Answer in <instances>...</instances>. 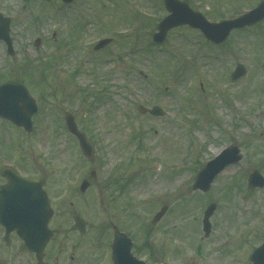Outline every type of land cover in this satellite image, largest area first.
<instances>
[{
  "label": "rangeland",
  "instance_id": "1",
  "mask_svg": "<svg viewBox=\"0 0 264 264\" xmlns=\"http://www.w3.org/2000/svg\"><path fill=\"white\" fill-rule=\"evenodd\" d=\"M183 1L211 22L234 19L261 2ZM163 3L0 0V12L12 19L14 47L9 56L0 40V83H25L40 108L34 132L16 140L27 170L48 177L52 227L59 232L45 264H114L115 226L149 263L249 264L264 243V188L247 186L252 170L264 176V22L235 31L221 47L187 27L157 46L153 35L168 15ZM106 37L114 43L95 52V42ZM237 64L248 72L233 82ZM141 105L159 106L165 116L140 114ZM67 114L90 140L94 159H85L67 130ZM1 126L0 138L11 139ZM229 143L243 159L209 193L194 192L196 173ZM92 170L97 181L80 193ZM112 178L134 184L119 195L116 186L108 188ZM211 203L217 210L206 238L203 215ZM164 206L168 214L153 226ZM75 214L90 227L85 237L73 224Z\"/></svg>",
  "mask_w": 264,
  "mask_h": 264
},
{
  "label": "water",
  "instance_id": "2",
  "mask_svg": "<svg viewBox=\"0 0 264 264\" xmlns=\"http://www.w3.org/2000/svg\"><path fill=\"white\" fill-rule=\"evenodd\" d=\"M50 2L51 0H46ZM71 3L72 0H64ZM166 6L172 14L164 20L160 25V33L155 36L157 42H163L167 33L171 28L188 24L194 28L203 30L206 37L217 44L224 43L228 36L235 28H245V26L254 25L256 22L264 19V4L255 12L244 16L243 18L223 22V24H209L204 16L194 13L186 4L177 0H166ZM10 19H5L0 15V39L5 40L9 47V52L13 53L12 39L9 36ZM110 43L109 40L101 42L97 48H104ZM39 45V41L37 43ZM233 79L241 78L246 75V70L241 65L236 68ZM140 111L146 112L144 107ZM37 103L35 99L30 97L28 89L22 85L2 84L0 86V115L4 118L25 127L27 131L32 132V116L37 113ZM151 115L163 116L159 108H154L150 112ZM67 124L72 134L80 141L82 151L87 158L93 156V150L75 124L72 116H67ZM239 148L234 146L225 151L218 159L208 163L199 174L194 185L195 190L209 192L211 184L216 179V175L230 163L237 164L242 159L239 154ZM89 185L84 183L81 187L85 191ZM251 187H264V178L254 171L251 173L249 180ZM2 209L0 210V218L7 228L11 231L18 230V234L24 239L26 248L36 253L38 260L43 261L45 247L51 241L53 235L49 227L53 217V209L50 206L48 195L43 190L42 185L30 182L23 183L21 188H9L2 195ZM215 205H211L205 215L204 231L206 236L211 234L210 218L215 212ZM167 209H163L154 219L157 224L165 214ZM76 224L80 228L81 234L85 232L86 225L80 216L76 217ZM116 239L113 243L115 264H145L143 261L137 260L131 253L133 247L131 239L121 233H116ZM252 261L254 264H264V244L255 252Z\"/></svg>",
  "mask_w": 264,
  "mask_h": 264
},
{
  "label": "flooded vegetation",
  "instance_id": "3",
  "mask_svg": "<svg viewBox=\"0 0 264 264\" xmlns=\"http://www.w3.org/2000/svg\"><path fill=\"white\" fill-rule=\"evenodd\" d=\"M6 125L11 129L12 132L19 134H27L22 129H18V133L15 128L9 122L4 121ZM4 133L6 130L3 129ZM28 156H30L28 154ZM34 160V159H33ZM12 165L11 172L14 175H17L22 180H30L32 182H41L44 188L47 190L48 195L50 191L48 188V177L39 176L38 173L41 169L34 168V173L30 172L32 170H27V164H25V153L24 149L16 139L13 141L2 140L0 138V191L2 188H5L9 183L8 175H11L10 169L8 166ZM8 174V175H7ZM90 188H93L94 183L91 182ZM110 186H108L109 188ZM106 189V188H105ZM121 191L118 192L120 195ZM104 194V192L102 191ZM117 193V192H116ZM113 196V195H112ZM52 197V195H50ZM53 205V204H52ZM56 214V212H55ZM55 216V215H54ZM56 216L54 217V219ZM55 235L59 232L57 229H54ZM110 263V256H106ZM35 254L32 251H29L25 248L23 240L17 235V232H8V230L1 224L0 221V264H35ZM72 261L75 259L71 257Z\"/></svg>",
  "mask_w": 264,
  "mask_h": 264
}]
</instances>
